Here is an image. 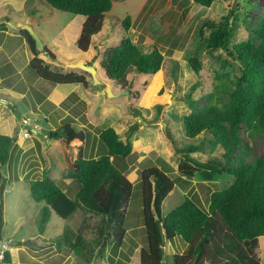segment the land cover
<instances>
[{"label": "rangeland", "instance_id": "374dc122", "mask_svg": "<svg viewBox=\"0 0 264 264\" xmlns=\"http://www.w3.org/2000/svg\"><path fill=\"white\" fill-rule=\"evenodd\" d=\"M23 6L20 0H0V24L3 23L0 25V70L7 62L17 69L14 72L8 67L11 73L0 72V100L3 103L7 98L1 95L2 87L15 88L25 95L22 103L18 99H6L4 103L7 108L10 106V112L0 113V134H10L15 139L10 160L0 169L3 176L0 182V264L5 251L11 255L9 264H79L73 244L85 215L77 211L69 219L62 220L50 210L48 223L41 232L40 211L46 205L30 198L28 183L41 179L45 171L66 196L73 199L78 186L70 174L76 171L74 160L78 149L81 148L84 157L96 158L99 154L97 135L106 128H113L123 143L132 144L131 154L112 158V165L131 182L133 189L126 207L127 232L123 245L115 249L108 244L91 264H139V252L146 248L139 187L143 169L158 167L175 182L162 203V216L180 205L185 197L207 210L210 194L233 182L229 173L213 176L210 181L181 177L177 167L182 157L176 155L175 148L187 143L199 145L192 157L199 162L221 164L230 171L242 163L252 164L257 160L264 166V135L252 130L245 121L239 128L243 144L231 155L229 162L222 157L223 151L214 139L202 133L189 140L182 124L183 116L207 104H227L230 96L223 91V83L228 80L235 83L239 76L237 63L227 57L225 51L205 49L199 28L202 27L203 36L208 35L209 30L203 27L205 22L219 23L232 13L229 21L233 30L231 44L250 40L257 43L254 30L264 15V0H214L209 8L189 0H113L102 30L92 37L85 53L76 46L84 17L57 11L43 0H26ZM126 17L130 18L127 32L122 27ZM24 20L27 22L21 26H28L26 31L36 43L38 58L54 72L83 75L88 82L87 88L55 86L35 77L26 65L30 56L21 44V26L16 27ZM126 37L145 50L155 45L164 56L161 69L154 75L132 73L127 76L131 92L128 95L107 79L100 67L105 53ZM187 56H197L201 63L198 74L190 69ZM77 62L93 66L100 84H94L87 72L67 67ZM194 85L196 88L191 91ZM48 86L70 95L58 102L55 109L49 107L47 101L40 104L42 108H37L40 102L37 97L46 98ZM106 89L112 93L111 97L107 96ZM133 93H138L139 97L135 99ZM189 93L195 101L192 108L184 101ZM40 110H55L50 118L46 117L49 124L44 122L42 115H35L41 113ZM64 118L70 119L76 132L84 133V142L48 138L49 131L55 127L52 122L60 125ZM24 121L26 124H22ZM165 129L170 132L172 141L166 137ZM25 132L27 137H23ZM65 232H72V235L67 237ZM84 236L87 241L93 238L87 233ZM28 240L40 247V251L27 249L24 242ZM186 249L179 237L165 243L166 264H172V255L183 254ZM257 256L264 264V237L259 238Z\"/></svg>", "mask_w": 264, "mask_h": 264}, {"label": "trees", "instance_id": "16d2710c", "mask_svg": "<svg viewBox=\"0 0 264 264\" xmlns=\"http://www.w3.org/2000/svg\"><path fill=\"white\" fill-rule=\"evenodd\" d=\"M43 1L57 11L84 17L76 46L80 52L85 53L92 37L102 30L113 0ZM189 1L204 8H209L214 2ZM230 15L223 17L219 23L205 22L203 27L209 30L208 35L203 36L202 27L198 30L207 51L223 50L227 57L238 65L239 76L236 77V82L228 80L222 87L223 91L229 94L230 100L221 106L207 104L182 117L186 137L193 140L202 133L207 134L222 149V157L227 162L243 144L239 136L242 121L252 130L264 135V15L254 30L258 42L250 40L235 45L231 44L233 30L229 22ZM129 25L130 18L126 17L122 22L125 32L128 31ZM19 34L28 43L33 54L27 66L35 77L55 86L88 87L83 75L50 70L48 65L38 58L39 50H36V43L30 34L26 30H20ZM48 56L54 59L51 53H48ZM163 61L164 56L155 45L145 50L126 37L105 53L100 67L106 78L114 81L128 95L131 93L128 75H154L161 69ZM186 61L190 69L198 74L201 63L197 56H187ZM195 88L194 85L191 91ZM157 89L153 94L154 98ZM190 93L184 101L192 108L195 101L191 99ZM132 95L135 99L139 97L138 93ZM62 122L60 125L55 124L54 129L49 131V139L85 141L84 133L76 132L70 119L64 118ZM165 135L169 140H173L167 129ZM97 140L99 154L96 158H86L81 148L78 149L74 160L76 171L70 174L78 186L73 199L66 196L49 178L47 172L43 173L41 179L28 183L30 198L36 203L42 202L46 205L40 211L41 232L48 223L50 210L62 220L69 219L77 211L85 215L73 244V252L79 264H91L96 254H101L108 244L115 249L121 248L127 232L126 207L133 186L112 165V158L127 157L131 154L132 144L129 141L123 143L111 127L99 131ZM14 143V138L0 134V169L8 164ZM173 144L176 146L175 142ZM198 150L199 145L193 143L175 148L176 155L182 157L177 167L181 177H197L210 181L213 176L229 173L233 182L226 188L210 194L207 210L200 209L191 199L185 197L180 205L166 216H162V203L175 187V182L166 171L158 167L143 169L139 187L146 248L139 252V264H166L164 244L176 237L185 243L187 249L183 254L172 255V264H262L257 250L259 238L264 237L263 163L259 160L252 164L242 163L230 171L211 161L199 162L191 156ZM239 160L241 161V158ZM2 180L0 172V182ZM153 207L158 220L155 219ZM70 233L65 232V236H71L72 232ZM86 233L93 236L91 241L84 238ZM10 256L9 252H3L1 263L9 264Z\"/></svg>", "mask_w": 264, "mask_h": 264}, {"label": "crops", "instance_id": "0c3cea01", "mask_svg": "<svg viewBox=\"0 0 264 264\" xmlns=\"http://www.w3.org/2000/svg\"><path fill=\"white\" fill-rule=\"evenodd\" d=\"M11 1H13V0H11ZM26 3V0H20V4L22 5V7H24L23 5ZM31 16H33V15H31ZM25 22H27V20H24V21H19V23H17L16 24V27H19V26H21V24L22 23H25ZM3 23H1L0 25H2ZM20 28V27H19ZM19 36H20V34H19ZM18 35H17V37H19ZM7 43V42H6ZM21 44H22V47H24V48H26V49H28V51H29V56H30V58L28 57L27 58V62H26V65L28 64V62L32 59V52H31V50H30V48H29V45H28V43L25 41V40H21ZM21 46V45H20ZM4 65L5 66H3L2 68H1V70H0V72L1 71H5V72H9V73H11L10 72V69L9 68H11V70H14V72L16 71L17 72V69L13 66V64L12 63H4ZM9 67V68H8ZM4 74H6V73H4ZM4 81V80H3ZM0 83H1V80H0ZM58 86V85H57ZM59 86H70V85H59ZM71 86H73V85H71ZM2 89V96H4V97H6L7 96V100H9V99H18V100H20V102L22 103V101L21 100H24L25 99V95L23 94V93H20L18 90H16L15 88H11V87H2L1 88ZM47 92H49L48 93V95H47V97L46 98H43L42 96L40 97V96H38L37 98H38V100H40V102L39 103H37V108L39 107V108H42L41 107V105L42 104H44L45 103V101H47V104H48V106L49 107H52V108H56V105L58 104V102H60V101H63L64 99H66L69 95H66V94H61V93H58V91L55 89V88H50V86H48L47 87V90H46ZM57 93H58V95H57ZM40 98V99H39ZM6 99L5 100H2L3 101V103L1 102V100H0V113H4V112H10V106L7 108L6 107V105H7V103H4V102H7L6 101ZM41 104V105H40ZM52 105V106H51ZM15 108V107H14ZM28 108V107H27ZM30 108H32V107H30ZM29 108V109H30ZM40 111H42L41 113L39 112V113H36L35 115H38V116H43L44 117V122L46 123V124H49V121H45V120H47L46 119V117H49L50 116V114L52 113V112H54L55 110H52V111H48V110H40ZM29 113H31V110H30V112ZM50 118V117H49ZM59 121V120H58ZM52 122V121H51ZM52 124L53 125H55V124H58V122H56V123H53L52 122ZM17 125L18 124H16V127H17ZM37 125V124H36ZM9 136H10V134H9ZM45 172V171H44ZM43 172V173H44ZM43 175V174H42ZM42 178V177H41ZM259 249V248H258Z\"/></svg>", "mask_w": 264, "mask_h": 264}, {"label": "water", "instance_id": "95a60500", "mask_svg": "<svg viewBox=\"0 0 264 264\" xmlns=\"http://www.w3.org/2000/svg\"><path fill=\"white\" fill-rule=\"evenodd\" d=\"M27 29H28L27 25L20 27V30H27ZM67 67L70 69H79V70H82L84 72H87L91 76L92 80L94 81V84H100V82H97L98 80L96 78V69L93 66L87 65L83 62H77V63L67 64ZM106 94L108 97L112 96V93L110 92L109 89H106ZM152 209H153V212L155 214V219L158 220L159 217H158L154 207ZM162 241H164V238H162ZM24 246L27 249L34 250V251H40V249H41L40 247H38L36 244L32 243L29 240L24 242ZM1 248H2V241L0 240V251H1Z\"/></svg>", "mask_w": 264, "mask_h": 264}, {"label": "built area", "instance_id": "2783aa9c", "mask_svg": "<svg viewBox=\"0 0 264 264\" xmlns=\"http://www.w3.org/2000/svg\"><path fill=\"white\" fill-rule=\"evenodd\" d=\"M22 124H26V121H24V123H22ZM24 128H25V126H24ZM23 137H27V132L23 133Z\"/></svg>", "mask_w": 264, "mask_h": 264}]
</instances>
